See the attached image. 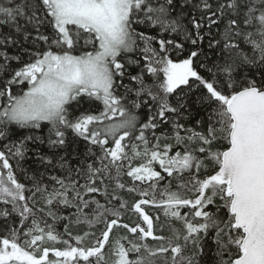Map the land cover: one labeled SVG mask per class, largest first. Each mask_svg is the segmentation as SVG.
<instances>
[{
  "label": "snow or ice",
  "instance_id": "snow-or-ice-1",
  "mask_svg": "<svg viewBox=\"0 0 264 264\" xmlns=\"http://www.w3.org/2000/svg\"><path fill=\"white\" fill-rule=\"evenodd\" d=\"M0 233V264H264V0H0Z\"/></svg>",
  "mask_w": 264,
  "mask_h": 264
},
{
  "label": "trees",
  "instance_id": "trees-1",
  "mask_svg": "<svg viewBox=\"0 0 264 264\" xmlns=\"http://www.w3.org/2000/svg\"><path fill=\"white\" fill-rule=\"evenodd\" d=\"M8 51L11 53V52H12V49H9ZM25 59H26V57H25ZM13 66H14V67L16 66L14 62H13ZM127 82H128V81L125 80V83H127ZM13 91H14V92H15V91H18V89H14ZM121 91H123V90L121 89ZM84 107L87 108L88 105L85 104ZM141 115H143V113H141ZM83 149H84V145H83V143H81L79 150L82 152ZM43 150H44V151H47L46 148H43ZM10 163H12L13 166H15V161H14V160H10ZM25 166H26V167H33V168L35 167V165L33 164V161H31V160L26 161V162H25ZM17 175H18V178H19L22 182H26V181H25V177L23 176V174H21V173L18 172ZM149 211L152 212L153 215L156 214L154 209H149ZM125 219H126V220H128V219L135 220V217H134V216H130V214H126ZM163 222H164V218L161 216V223H163ZM177 226L179 227V225H177ZM157 227L159 228L160 225L158 224ZM58 231H61V232L63 231V226H62V224L58 226ZM72 231H73L74 233H76V232L78 231V229L73 228ZM163 234H165V235L169 234V231H168L167 225H165V230H164V233H163ZM0 235H3V233H0ZM56 246H57V247H63L62 244H57ZM130 257H131V258H134V256H132V254H130ZM50 258H54V257H51V253H50ZM154 259H155V261H156V264H164V261H163L160 257H156V258H154Z\"/></svg>",
  "mask_w": 264,
  "mask_h": 264
}]
</instances>
